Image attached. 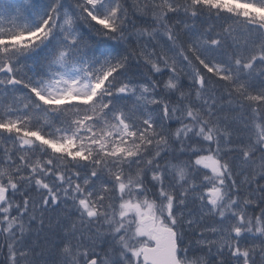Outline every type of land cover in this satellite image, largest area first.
Segmentation results:
<instances>
[{
	"label": "snow or ice",
	"instance_id": "1",
	"mask_svg": "<svg viewBox=\"0 0 264 264\" xmlns=\"http://www.w3.org/2000/svg\"><path fill=\"white\" fill-rule=\"evenodd\" d=\"M0 264H264V0H0Z\"/></svg>",
	"mask_w": 264,
	"mask_h": 264
},
{
	"label": "trees",
	"instance_id": "2",
	"mask_svg": "<svg viewBox=\"0 0 264 264\" xmlns=\"http://www.w3.org/2000/svg\"><path fill=\"white\" fill-rule=\"evenodd\" d=\"M130 1H131V3L133 2V0H128L129 4H131Z\"/></svg>",
	"mask_w": 264,
	"mask_h": 264
},
{
	"label": "bare ground",
	"instance_id": "3",
	"mask_svg": "<svg viewBox=\"0 0 264 264\" xmlns=\"http://www.w3.org/2000/svg\"><path fill=\"white\" fill-rule=\"evenodd\" d=\"M130 3H131V1H130Z\"/></svg>",
	"mask_w": 264,
	"mask_h": 264
}]
</instances>
